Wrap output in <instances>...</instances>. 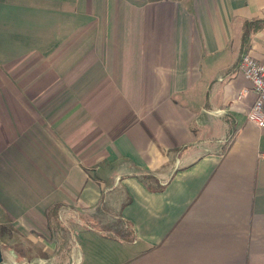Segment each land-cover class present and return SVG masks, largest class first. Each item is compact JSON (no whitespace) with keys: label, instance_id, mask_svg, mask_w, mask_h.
Returning <instances> with one entry per match:
<instances>
[{"label":"crops","instance_id":"obj_1","mask_svg":"<svg viewBox=\"0 0 264 264\" xmlns=\"http://www.w3.org/2000/svg\"><path fill=\"white\" fill-rule=\"evenodd\" d=\"M263 20L264 0H0L1 264H264L237 66Z\"/></svg>","mask_w":264,"mask_h":264},{"label":"built area","instance_id":"obj_2","mask_svg":"<svg viewBox=\"0 0 264 264\" xmlns=\"http://www.w3.org/2000/svg\"><path fill=\"white\" fill-rule=\"evenodd\" d=\"M239 70L250 83L248 88L240 92V97H246L250 92L256 95L255 102L247 113V119L264 128V63L247 53L240 60Z\"/></svg>","mask_w":264,"mask_h":264},{"label":"trees","instance_id":"obj_3","mask_svg":"<svg viewBox=\"0 0 264 264\" xmlns=\"http://www.w3.org/2000/svg\"><path fill=\"white\" fill-rule=\"evenodd\" d=\"M264 27V20L263 21H256V22H250L246 24L245 29L243 34V40H242V50H241V56L238 62V68H239V63L243 55L247 54L249 51V48L251 46L252 42V36L254 35L253 33L259 31ZM232 72H234V69H232Z\"/></svg>","mask_w":264,"mask_h":264},{"label":"water","instance_id":"obj_4","mask_svg":"<svg viewBox=\"0 0 264 264\" xmlns=\"http://www.w3.org/2000/svg\"><path fill=\"white\" fill-rule=\"evenodd\" d=\"M3 262V251L0 244V264Z\"/></svg>","mask_w":264,"mask_h":264}]
</instances>
